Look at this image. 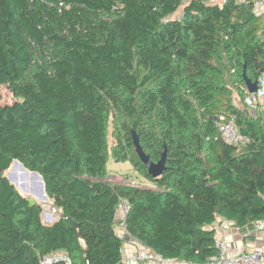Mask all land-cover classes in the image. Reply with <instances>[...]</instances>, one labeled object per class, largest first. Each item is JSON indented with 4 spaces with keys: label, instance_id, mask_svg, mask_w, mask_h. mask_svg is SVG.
I'll use <instances>...</instances> for the list:
<instances>
[{
    "label": "trees",
    "instance_id": "obj_1",
    "mask_svg": "<svg viewBox=\"0 0 264 264\" xmlns=\"http://www.w3.org/2000/svg\"><path fill=\"white\" fill-rule=\"evenodd\" d=\"M253 1L0 0V264L51 252L124 264L120 199L129 237L185 261L215 255L217 218L264 219V108L250 113L242 79L243 69L252 82L264 75ZM218 115L234 116L249 143L225 144ZM109 124L112 156L152 186L106 181ZM132 130L152 162L167 151L160 177L147 174ZM14 160L41 176L59 211L51 224L4 175Z\"/></svg>",
    "mask_w": 264,
    "mask_h": 264
},
{
    "label": "built area",
    "instance_id": "obj_2",
    "mask_svg": "<svg viewBox=\"0 0 264 264\" xmlns=\"http://www.w3.org/2000/svg\"><path fill=\"white\" fill-rule=\"evenodd\" d=\"M245 1L246 0H239L241 3ZM253 9L259 12L263 11L264 0H254ZM244 102L250 113L253 115H256L260 109L264 108V75L257 81V90L254 93H247ZM215 124L220 138L225 144L242 146L249 143V138L239 132L235 124L234 116L226 118L223 115H218ZM106 181L132 188L142 187L138 184L136 179L133 178L132 174L125 175L119 173L118 176H107ZM49 207L51 208L49 216L56 218L59 211L51 205ZM128 210V203L125 200L120 199L119 207L116 212L115 231L124 240L122 247V262L124 264H264V252L260 250H241L235 253L231 250L229 245L220 238L214 240V247L216 249L215 255L208 257L203 262L166 258L161 254L140 245L139 248L132 250H129L128 247L125 249V243L128 239H131L125 230L124 224L125 215ZM43 215L45 217V213H43ZM253 225L256 231L264 232V219L253 222ZM38 262L39 264H71V258L63 252H51L39 256Z\"/></svg>",
    "mask_w": 264,
    "mask_h": 264
},
{
    "label": "rangeland",
    "instance_id": "obj_3",
    "mask_svg": "<svg viewBox=\"0 0 264 264\" xmlns=\"http://www.w3.org/2000/svg\"><path fill=\"white\" fill-rule=\"evenodd\" d=\"M215 2L220 3L221 0H215ZM181 8L178 9L174 14L173 17H178L180 15ZM264 12V10H263ZM233 100L234 103L239 105V97L237 96L236 92L233 93ZM13 101L12 95L6 90L3 89L2 93V102L3 104H9ZM112 125L109 124L108 126V133H107V146H108V154L109 159L106 165L107 175L109 176H118L119 173L129 175L132 174L133 178L136 179L138 184H140L142 187L145 186H152V183L145 179L143 176L138 174V172L131 166L129 162H119V157H114L111 154V149L115 146L116 141L115 137L112 135ZM4 175L9 178L12 182V184L21 183L22 192L17 189V185L14 184L16 190L23 195L24 197H32L34 198L38 204L42 207V222L43 223H49V214L51 211L50 202L49 200H42L39 195V184L38 181H36L33 176L31 178L28 177V175H25L24 172L19 168V166L15 165L14 162L11 163L9 168L4 172ZM111 183V182H110ZM30 184V185H29ZM45 213V217L43 215Z\"/></svg>",
    "mask_w": 264,
    "mask_h": 264
},
{
    "label": "crops",
    "instance_id": "obj_4",
    "mask_svg": "<svg viewBox=\"0 0 264 264\" xmlns=\"http://www.w3.org/2000/svg\"><path fill=\"white\" fill-rule=\"evenodd\" d=\"M55 220L56 218L49 216V224ZM212 227L215 230V239H223L235 253L241 250H260L264 252V232L256 231L253 223L238 227L231 221L217 218ZM124 247L132 250L140 246L136 240L131 238L127 240Z\"/></svg>",
    "mask_w": 264,
    "mask_h": 264
},
{
    "label": "water",
    "instance_id": "obj_5",
    "mask_svg": "<svg viewBox=\"0 0 264 264\" xmlns=\"http://www.w3.org/2000/svg\"><path fill=\"white\" fill-rule=\"evenodd\" d=\"M242 79L245 83V87L248 93H254L257 90V81L252 82L246 75L245 70L243 69L242 72ZM131 138H132V144L134 146L135 153L137 154L140 162L144 165L147 174L153 178L156 179L160 177L164 171L166 170V161H167V151L164 149L162 152L160 159L157 162H152L147 154H145L139 144V137L138 135L132 130L131 131ZM15 165L19 166V168L24 172L25 175H28V173H31L33 178L38 181L39 184V195L42 200H48L47 195L45 194L44 190V183L41 178V176L36 172H29L26 170L17 160L13 161ZM10 183L11 180L7 178ZM14 185V184H13ZM21 195V194H20ZM23 196V195H21ZM24 197V196H23ZM26 201L28 202L29 206L33 205H39L38 202L32 198V197H25ZM45 225H49V223H44Z\"/></svg>",
    "mask_w": 264,
    "mask_h": 264
},
{
    "label": "bare ground",
    "instance_id": "obj_6",
    "mask_svg": "<svg viewBox=\"0 0 264 264\" xmlns=\"http://www.w3.org/2000/svg\"><path fill=\"white\" fill-rule=\"evenodd\" d=\"M22 172H23V171H22ZM31 176H32L31 173H28V177L31 178ZM14 184H16V185H17V189L20 190V191L22 192L21 183H19V182L15 183V182H14ZM29 185H30V184H29Z\"/></svg>",
    "mask_w": 264,
    "mask_h": 264
}]
</instances>
